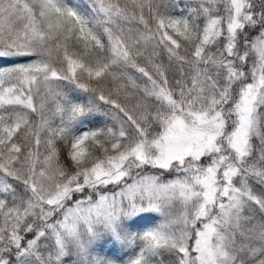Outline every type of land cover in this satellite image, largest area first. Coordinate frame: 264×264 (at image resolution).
<instances>
[{
	"label": "snow or ice",
	"instance_id": "1",
	"mask_svg": "<svg viewBox=\"0 0 264 264\" xmlns=\"http://www.w3.org/2000/svg\"><path fill=\"white\" fill-rule=\"evenodd\" d=\"M0 264H264V0H0Z\"/></svg>",
	"mask_w": 264,
	"mask_h": 264
},
{
	"label": "trees",
	"instance_id": "2",
	"mask_svg": "<svg viewBox=\"0 0 264 264\" xmlns=\"http://www.w3.org/2000/svg\"><path fill=\"white\" fill-rule=\"evenodd\" d=\"M93 126H95V125H88V127H93ZM109 255H111V253Z\"/></svg>",
	"mask_w": 264,
	"mask_h": 264
},
{
	"label": "rangeland",
	"instance_id": "3",
	"mask_svg": "<svg viewBox=\"0 0 264 264\" xmlns=\"http://www.w3.org/2000/svg\"><path fill=\"white\" fill-rule=\"evenodd\" d=\"M110 254V253H109ZM113 253H111V255H112Z\"/></svg>",
	"mask_w": 264,
	"mask_h": 264
}]
</instances>
